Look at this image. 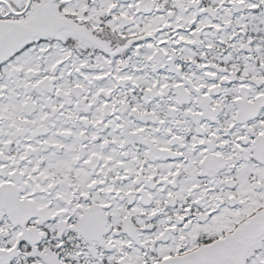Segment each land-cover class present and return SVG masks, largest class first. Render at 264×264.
Returning <instances> with one entry per match:
<instances>
[{
    "label": "snow or ice",
    "instance_id": "1",
    "mask_svg": "<svg viewBox=\"0 0 264 264\" xmlns=\"http://www.w3.org/2000/svg\"><path fill=\"white\" fill-rule=\"evenodd\" d=\"M0 264H264V0H0Z\"/></svg>",
    "mask_w": 264,
    "mask_h": 264
}]
</instances>
